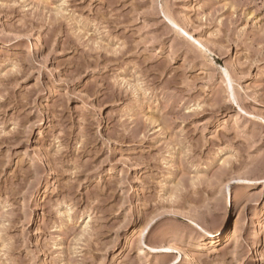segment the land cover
I'll use <instances>...</instances> for the list:
<instances>
[{
    "label": "rangeland",
    "instance_id": "374dc122",
    "mask_svg": "<svg viewBox=\"0 0 264 264\" xmlns=\"http://www.w3.org/2000/svg\"><path fill=\"white\" fill-rule=\"evenodd\" d=\"M0 264H264V0H0Z\"/></svg>",
    "mask_w": 264,
    "mask_h": 264
},
{
    "label": "bare ground",
    "instance_id": "6f19581e",
    "mask_svg": "<svg viewBox=\"0 0 264 264\" xmlns=\"http://www.w3.org/2000/svg\"><path fill=\"white\" fill-rule=\"evenodd\" d=\"M218 233H219V236H218V237H221L222 234H221L220 232H218ZM255 245H256V244H255ZM174 250H175V249H174Z\"/></svg>",
    "mask_w": 264,
    "mask_h": 264
}]
</instances>
